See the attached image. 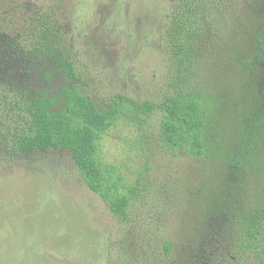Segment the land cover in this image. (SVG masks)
<instances>
[{
  "label": "trees",
  "instance_id": "trees-1",
  "mask_svg": "<svg viewBox=\"0 0 264 264\" xmlns=\"http://www.w3.org/2000/svg\"><path fill=\"white\" fill-rule=\"evenodd\" d=\"M54 15L25 20L0 6V158L69 151L121 226L109 243V264H264V0H171L158 25L169 65L158 103L124 95L98 103ZM54 75L64 76L56 94L29 83ZM156 111L167 149L234 174L248 167L256 185L243 202L228 189L191 219L129 213L138 188L106 162L104 140L120 121Z\"/></svg>",
  "mask_w": 264,
  "mask_h": 264
},
{
  "label": "rangeland",
  "instance_id": "rangeland-1",
  "mask_svg": "<svg viewBox=\"0 0 264 264\" xmlns=\"http://www.w3.org/2000/svg\"><path fill=\"white\" fill-rule=\"evenodd\" d=\"M170 3L0 0V6L25 20L55 13L59 34L98 103L117 95L139 102L161 100L169 65L158 25ZM15 71L20 79L19 68ZM63 82L61 75L49 82L39 76L29 79L49 94H56ZM259 94L264 105V90ZM162 119L161 111L134 116L105 137L106 162L130 187L138 188L129 213L135 218L137 213H179L191 219L190 213L215 205L209 204L210 196L219 198L228 189L237 204L243 202L256 185L248 167L234 174L208 158L167 149L161 139ZM232 133L229 128L226 135ZM123 230L122 238L127 234ZM120 231L102 198L83 181L69 151L36 152L15 161L0 158V264H109V243Z\"/></svg>",
  "mask_w": 264,
  "mask_h": 264
}]
</instances>
